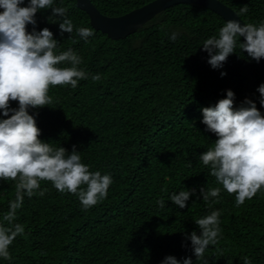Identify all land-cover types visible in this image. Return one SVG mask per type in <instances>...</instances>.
<instances>
[{"label": "trees", "instance_id": "1", "mask_svg": "<svg viewBox=\"0 0 264 264\" xmlns=\"http://www.w3.org/2000/svg\"><path fill=\"white\" fill-rule=\"evenodd\" d=\"M88 1L103 16L119 17L155 0ZM217 1L235 14L247 5L239 16L243 23L264 20V0ZM54 2L73 21L71 38L60 33L59 21L49 22L50 9L35 14L37 30L47 27L60 51L77 50L80 67L102 77L81 80L75 88L51 86L52 103L35 110L39 139L69 152L75 145L82 162L91 171L110 173L113 183L104 200L85 210L74 194L41 181L44 195L25 196L14 220L24 225V232L0 264H160L167 255L191 257L193 264H243V256L264 264V191L239 206L235 193L225 190L219 199L210 198L215 203L199 196V187L217 186L198 159L216 139L204 130L200 109L232 90L234 105L247 97L264 114L256 92L262 82L256 62L237 49L216 70L200 48L224 20L200 5L178 3L123 38L93 29L94 36L85 42L75 27H91L86 12L76 0ZM171 30L180 33L175 41L166 34ZM181 187L197 189L184 209L167 200L168 193ZM14 196L15 181L0 180V219ZM161 198L164 208L156 205ZM212 209L221 210L222 232L217 244L196 258L185 236L198 232L195 219Z\"/></svg>", "mask_w": 264, "mask_h": 264}, {"label": "clouds", "instance_id": "2", "mask_svg": "<svg viewBox=\"0 0 264 264\" xmlns=\"http://www.w3.org/2000/svg\"><path fill=\"white\" fill-rule=\"evenodd\" d=\"M47 9L52 13L49 22L59 21L60 33H68L70 39L73 21L67 16V9L55 6L54 0H27V3L0 0V117H3L0 118V180L15 181L14 199L8 201V210L0 219V258L4 259L10 258L9 246L15 237L24 232L22 223H14L17 210L22 207L25 196L44 195L46 189L41 188V181L51 182L60 193L74 194L85 210L104 200L113 183L110 173L91 171L82 162L81 152L75 145L69 152L39 139L41 130L35 121V110L52 103L51 86L75 88L81 80L90 77L99 81L102 77L101 73L92 74L80 67L82 57L77 50L69 47L60 51V44L47 27L37 30L35 14ZM247 11L248 6H242L235 16ZM27 25L32 26L30 31ZM75 33L85 42L94 36L89 26L75 27ZM166 34L169 40L175 41L180 33L171 30ZM200 48L207 53V63L212 69H222L226 58L237 49L258 63L264 58V20L242 24L241 19L224 21L215 34L203 40ZM219 74L226 75L224 71ZM256 92L264 108V82ZM234 99L233 91L225 90L224 97L214 105L200 109L204 130L214 133L216 139L198 159L209 168L217 186L199 187V196L203 201L215 203L210 198L219 199L225 190L235 193V204L239 206L264 191V114L253 100L246 97L234 105ZM10 101H16L17 106L11 107ZM196 191V188L181 187L168 193L167 200L184 209ZM165 204L163 198L156 201L159 208ZM220 215V209L210 210L195 219L198 232L194 230L185 236L196 258L202 257L208 246L217 244L222 232ZM241 259L243 264H252L247 256ZM160 264H193V261L188 256L177 259L167 255Z\"/></svg>", "mask_w": 264, "mask_h": 264}, {"label": "water", "instance_id": "3", "mask_svg": "<svg viewBox=\"0 0 264 264\" xmlns=\"http://www.w3.org/2000/svg\"><path fill=\"white\" fill-rule=\"evenodd\" d=\"M196 4L205 7L224 21L240 19L235 13L217 0H155L119 17H106L98 12L88 0H76V6L86 12L90 26L111 39L123 38L141 27L155 13L173 4ZM243 22L241 21V24ZM242 38V37H241ZM243 39V38H242ZM261 80L264 82V58L256 62Z\"/></svg>", "mask_w": 264, "mask_h": 264}]
</instances>
